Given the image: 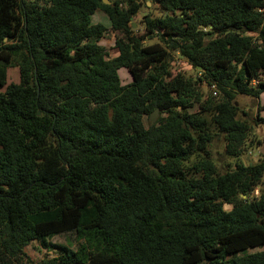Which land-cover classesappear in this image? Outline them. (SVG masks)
I'll list each match as a JSON object with an SVG mask.
<instances>
[{"label": "trees", "instance_id": "trees-1", "mask_svg": "<svg viewBox=\"0 0 264 264\" xmlns=\"http://www.w3.org/2000/svg\"><path fill=\"white\" fill-rule=\"evenodd\" d=\"M107 1L0 0V89L20 74L0 92V264H36L35 242L61 252L39 264H264V159L242 162L264 117L236 105L264 92V0ZM70 233L76 251L52 244Z\"/></svg>", "mask_w": 264, "mask_h": 264}, {"label": "rangeland", "instance_id": "rangeland-1", "mask_svg": "<svg viewBox=\"0 0 264 264\" xmlns=\"http://www.w3.org/2000/svg\"><path fill=\"white\" fill-rule=\"evenodd\" d=\"M151 13L155 17L160 16L159 10L156 8L154 5L153 7H149V9L145 6V1L142 4L141 11L139 15L136 17L135 22L140 25L142 22V19L144 16L148 15ZM93 23H101L105 27H110V20L107 17L106 14L102 12H97L93 16ZM136 30L135 33H137L139 36H141L144 32V29H134ZM112 38H107L103 40L102 45L106 47L109 51V54L111 57H114L116 55L115 49V37L114 34H111ZM157 42L155 39L154 41H148L146 44H152ZM172 71L174 74L177 73H182L186 77H200L199 76V71L192 69L187 65V62H184L183 60L181 61V58L178 57L177 54L174 55L173 62H172ZM121 79H122V84L126 85L132 82V77L130 73L127 70H121ZM262 79H264V76H261ZM20 82V74H19V69L15 67L7 68V85L10 84H18ZM6 86L2 89H0V92H4ZM199 89L201 90V93L204 95V97H207L210 95L209 87L208 85L203 82L200 84ZM260 102V103H259ZM237 103L238 106L240 107L241 111H245L246 113L249 114L247 119L249 120L250 123L252 121V118H256L258 116L264 117V92L259 95L258 99H255L250 96H243L239 95L237 97ZM198 107L195 106L193 110L190 112H193L196 110ZM165 114H161L158 111V116L156 118V121L159 118L165 117ZM242 117V114L240 113L239 118ZM149 120V121H148ZM150 122V117L145 119V125L148 126V123ZM152 123V122H150ZM253 125V124H252ZM257 140L261 141L264 140V126L259 125L255 126L253 128V135L251 136V140H249L247 144V153L245 156L242 158V162L245 165L249 164H256L260 162L262 159H264V143L261 145H257ZM253 141V144L251 142ZM211 153L213 160L217 164L218 168L220 171L227 170L228 168H231L235 164V160L233 159H228L224 156V140L223 137H219L216 139V142H214L213 147L211 148ZM230 206H226V210H230ZM52 244L56 245H61L65 246L72 251H76L77 248L79 247L80 241L77 239L76 235L73 233L70 234H64L60 236H56L51 240ZM252 252V251H251ZM255 252V251H253ZM26 254L28 257L36 264L42 263L43 261H48L52 260L56 257H58L61 252L57 249H45L43 248L40 244L37 242L33 243L29 247L26 248Z\"/></svg>", "mask_w": 264, "mask_h": 264}, {"label": "clouds", "instance_id": "clouds-1", "mask_svg": "<svg viewBox=\"0 0 264 264\" xmlns=\"http://www.w3.org/2000/svg\"><path fill=\"white\" fill-rule=\"evenodd\" d=\"M149 2V1H148ZM107 3H108V1H107ZM150 3V7H152V6H154L151 2H149ZM156 6V5H155ZM157 7V6H156ZM149 9V8H148ZM157 9H158V7H157ZM135 20H136V18H134V19H132V22H131V26L133 27V26H137L136 28L137 29H142L143 27H142V25L140 24V25H138L136 22H135ZM134 28V27H133ZM136 28H134V29H136ZM144 33V32H143ZM137 34V33H136ZM138 35V34H137ZM145 43H147V42H145ZM181 58V60H182V57H180ZM199 76L201 77V73L199 72ZM255 85H256V83H254ZM214 85V84H213ZM212 86V85H211ZM211 86H209L208 85V87H209V91H210V93L212 94V92H211V90H210V87ZM216 86V85H215ZM216 90H217V87H216ZM217 93H218V90H217ZM154 113V112H153ZM152 113V114H153ZM256 191H258L257 189L255 190V192ZM255 192H253V194L252 195H255L254 193ZM259 195V194H258Z\"/></svg>", "mask_w": 264, "mask_h": 264}, {"label": "water", "instance_id": "water-1", "mask_svg": "<svg viewBox=\"0 0 264 264\" xmlns=\"http://www.w3.org/2000/svg\"><path fill=\"white\" fill-rule=\"evenodd\" d=\"M105 3H107V0H104ZM236 105H238V103H236ZM38 115L40 116L41 113H38ZM158 116V110H155V112L150 116V122L154 123L156 121V118Z\"/></svg>", "mask_w": 264, "mask_h": 264}, {"label": "built area", "instance_id": "built-area-1", "mask_svg": "<svg viewBox=\"0 0 264 264\" xmlns=\"http://www.w3.org/2000/svg\"><path fill=\"white\" fill-rule=\"evenodd\" d=\"M210 90H211L213 96H216L217 95V90H216V86L215 85H212L210 87ZM254 194H255V196H258L259 191H256Z\"/></svg>", "mask_w": 264, "mask_h": 264}, {"label": "crops", "instance_id": "crops-1", "mask_svg": "<svg viewBox=\"0 0 264 264\" xmlns=\"http://www.w3.org/2000/svg\"><path fill=\"white\" fill-rule=\"evenodd\" d=\"M146 6L147 7H150L151 5H150V3L147 1L146 2ZM153 7V6H152ZM157 8V7H156ZM134 28H136L137 26H133ZM115 51H116V55L114 56V57H116L117 55H118V51L116 50V49H114ZM111 56V55H110Z\"/></svg>", "mask_w": 264, "mask_h": 264}]
</instances>
